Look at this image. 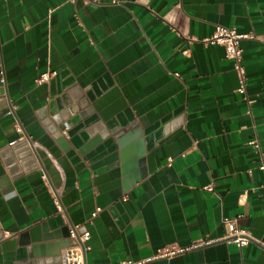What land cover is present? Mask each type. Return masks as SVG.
Here are the masks:
<instances>
[{
	"label": "crops",
	"instance_id": "crops-1",
	"mask_svg": "<svg viewBox=\"0 0 264 264\" xmlns=\"http://www.w3.org/2000/svg\"><path fill=\"white\" fill-rule=\"evenodd\" d=\"M97 1L0 0V153L16 165L10 172L0 160V264L23 262L43 244L31 230L46 223L85 228L86 264H264L255 242L191 249L223 238V219L238 216L264 239V0ZM218 25L257 37L241 42L246 95L224 48L205 43ZM46 72L57 75L36 84ZM72 88L93 115L77 120L84 127L69 152L35 143L23 169L12 147L40 116L52 120ZM112 120L134 121L142 147L128 148L124 168L93 170L107 148L101 131L91 145L89 129ZM80 148L98 152L84 160ZM175 249L185 251L165 254Z\"/></svg>",
	"mask_w": 264,
	"mask_h": 264
},
{
	"label": "water",
	"instance_id": "water-1",
	"mask_svg": "<svg viewBox=\"0 0 264 264\" xmlns=\"http://www.w3.org/2000/svg\"><path fill=\"white\" fill-rule=\"evenodd\" d=\"M2 85L0 78V87ZM55 106L60 112L54 114L52 120H47L44 115L40 116V122H35L26 128L27 140L16 147H12L17 160L22 161L20 162V166L23 169H27V167L32 165L35 161L33 152V144L35 143L45 147L50 153L55 154V156H58L61 151L69 152L71 147L74 146L72 137L84 127V125L76 127L77 120L86 119V117L88 118L93 115V109L90 107L89 100L86 98L85 93L79 88H72L61 97L57 98L55 100ZM65 121H67L66 125L70 126L71 130L63 134L66 129L65 124H63ZM105 127L106 130L104 131L103 129ZM89 131L91 136H95L96 142L93 141L91 144L92 146L94 144L97 145L98 140H101L99 136H96L97 132L101 131V137L105 143L103 146L99 147V150L102 151L104 147L107 148L106 152L101 154L100 158H96L91 162L92 165L90 168L93 170L102 167L112 168L119 164H122L124 168L126 163L125 156L128 148L134 142L137 143L139 148L142 147V131L134 121L125 124L121 121L115 122V120H112L105 125L98 122L95 126H92ZM23 146H25L24 152L20 154L19 148H24ZM97 152L98 151H94L91 154H86L87 152L82 148L79 150V153L84 156V160L96 156ZM140 157H142L140 164H143V151H140ZM0 160H2L10 172L16 169V165L8 151L0 153ZM2 174L3 170L0 161V175ZM143 175L144 174H142V176ZM56 229H53L50 223L32 229L31 235L34 239L32 244H43L28 248V257L19 264H63L62 249L76 246L77 241L71 238V229L69 227ZM41 230L44 232L43 236H40ZM85 232V228H80L76 234L83 235ZM50 241L57 242L52 245L45 244Z\"/></svg>",
	"mask_w": 264,
	"mask_h": 264
},
{
	"label": "built area",
	"instance_id": "built-area-1",
	"mask_svg": "<svg viewBox=\"0 0 264 264\" xmlns=\"http://www.w3.org/2000/svg\"><path fill=\"white\" fill-rule=\"evenodd\" d=\"M88 2L94 5H100V2L97 0H88ZM255 38L257 37L254 36L253 34H242V33H239L234 28H228L225 26L218 25L216 26L215 31L212 34V36L208 40H205L206 44L219 45L224 48L225 58L232 62L233 68L238 76V80H239L238 92L243 95H246L247 93V85H246L247 74H246L244 63H243V50L241 47V42L244 39H255ZM260 39L264 42V36L260 37ZM56 75H57L56 72H46L42 74L36 80V84L41 85L45 82H48L51 80L52 77H55ZM1 82L2 84L4 83V80L2 77H1ZM251 145L259 149V145L256 141H252ZM260 170L264 171V164L260 167ZM43 179L46 181L47 176L43 175ZM51 193H52V197L54 200V204L56 205L58 214L63 215L65 210H64L63 203H62L60 190L52 189ZM98 211L100 210H97V212ZM241 217L242 216H238L236 218H224L223 224L226 229V234L223 238L215 240V241L207 240L203 242H197L193 246H191V249L210 245L218 241H225L227 243L234 244L239 249H242L253 242L257 243L261 248H264V239L257 240L253 238V236L248 230L238 225V220ZM79 229L80 228L78 227H73L71 229V238L77 241V245L73 247H69L62 254L63 264H86L84 244L89 238V233L85 232L83 235H78L76 234V232ZM183 251L185 250L175 249V250L165 252V254L172 255V254L180 253ZM145 262L146 261L134 262L131 260H126V261H122V262L115 263V264H144Z\"/></svg>",
	"mask_w": 264,
	"mask_h": 264
}]
</instances>
